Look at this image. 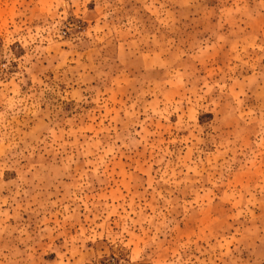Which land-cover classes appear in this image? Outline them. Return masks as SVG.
<instances>
[{"label": "rangeland", "instance_id": "374dc122", "mask_svg": "<svg viewBox=\"0 0 264 264\" xmlns=\"http://www.w3.org/2000/svg\"><path fill=\"white\" fill-rule=\"evenodd\" d=\"M0 264H264V0H0Z\"/></svg>", "mask_w": 264, "mask_h": 264}]
</instances>
